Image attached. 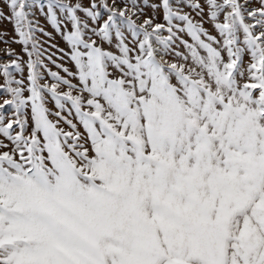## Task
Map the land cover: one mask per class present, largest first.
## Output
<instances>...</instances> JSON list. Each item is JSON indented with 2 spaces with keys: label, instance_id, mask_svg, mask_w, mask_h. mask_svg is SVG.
<instances>
[{
  "label": "snow or ice",
  "instance_id": "1",
  "mask_svg": "<svg viewBox=\"0 0 264 264\" xmlns=\"http://www.w3.org/2000/svg\"><path fill=\"white\" fill-rule=\"evenodd\" d=\"M3 20L27 59L2 50L0 264H264V0H0Z\"/></svg>",
  "mask_w": 264,
  "mask_h": 264
},
{
  "label": "rangeland",
  "instance_id": "2",
  "mask_svg": "<svg viewBox=\"0 0 264 264\" xmlns=\"http://www.w3.org/2000/svg\"><path fill=\"white\" fill-rule=\"evenodd\" d=\"M5 11H7L5 9ZM39 21V25L45 29V31L51 33L52 38L49 40L48 37H45L41 35L40 33H37L38 40L40 41L41 45L43 48L47 49L46 54H51L53 55V59H57V57H60L62 53L57 51V48H63L65 51H67V47L65 42L62 40V38L55 33V31L51 28L50 25L47 24L45 18L41 16L39 13H36V16L34 17ZM206 28L209 29V31H212L211 26L209 24L204 25ZM0 34L2 35V40H8L11 41L15 38L14 30L12 24L8 23L6 20L0 21ZM213 34H215L213 32ZM187 38V37H186ZM50 45H56V47H50ZM11 48L13 49L16 53L20 54L23 56V58L26 60L27 57L24 56L22 53V46L17 44V43H8L5 44L3 42H0V61L7 60L9 59L8 57H5L3 55V49L5 48ZM47 63V61H45ZM57 63H64L65 66L72 68V65L67 59L65 58L64 60H59L57 59ZM49 67L52 68L53 71H56L57 69L54 67V65L49 64ZM61 75L63 73L61 72ZM51 106V105H50Z\"/></svg>",
  "mask_w": 264,
  "mask_h": 264
}]
</instances>
